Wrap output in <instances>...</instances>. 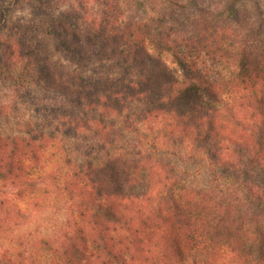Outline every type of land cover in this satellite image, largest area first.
<instances>
[{
    "label": "trees",
    "instance_id": "obj_1",
    "mask_svg": "<svg viewBox=\"0 0 264 264\" xmlns=\"http://www.w3.org/2000/svg\"><path fill=\"white\" fill-rule=\"evenodd\" d=\"M263 32L264 0H0V116L37 118L0 133V264H264Z\"/></svg>",
    "mask_w": 264,
    "mask_h": 264
},
{
    "label": "rangeland",
    "instance_id": "obj_2",
    "mask_svg": "<svg viewBox=\"0 0 264 264\" xmlns=\"http://www.w3.org/2000/svg\"><path fill=\"white\" fill-rule=\"evenodd\" d=\"M245 8H249L248 4H245ZM259 44L264 46V32L259 38ZM16 115L17 116L13 118L11 117V119H7L3 115L0 116V133L6 135H21L28 128H34V124L37 123L36 115H34V113L29 109L21 108L19 114ZM124 139L127 142L132 139L137 140V137H133L128 133ZM126 146L127 144L122 142V144L114 146L112 149H108L107 153L111 154L117 152L126 156H130L127 153L132 152L131 150H128V147ZM96 156L97 158L95 157L93 159L95 163L102 160L103 158L102 152H98ZM175 165L180 174L182 170H186L185 173L181 175L187 185L204 187L208 183V177L204 170L195 167V165L180 163L178 161L175 162ZM65 207L66 203L64 201H57L55 204L51 203L43 213L38 215V217L29 225L28 228L41 235H47L48 237L52 235L55 236L58 231L57 227L60 226V222H62V218L64 217Z\"/></svg>",
    "mask_w": 264,
    "mask_h": 264
}]
</instances>
